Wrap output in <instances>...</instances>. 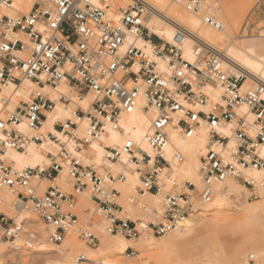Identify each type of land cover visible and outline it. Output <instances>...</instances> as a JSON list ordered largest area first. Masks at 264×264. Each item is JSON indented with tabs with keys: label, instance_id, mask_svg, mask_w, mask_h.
Masks as SVG:
<instances>
[{
	"label": "built area",
	"instance_id": "2783aa9c",
	"mask_svg": "<svg viewBox=\"0 0 264 264\" xmlns=\"http://www.w3.org/2000/svg\"><path fill=\"white\" fill-rule=\"evenodd\" d=\"M172 1L189 11H199L203 3V0ZM13 5L14 0H0V90L8 82L21 84L23 79L33 80L38 88L30 100H21L14 110L0 108V188L20 189L16 213L31 206L41 222L51 228L50 241L62 243L67 233L79 226V216L74 210L78 195L85 188L90 190L96 212L108 221V231L134 239L165 236L174 231L200 202H211L214 184L228 177L245 184L250 198L260 196L264 178H250L245 170L264 171L263 80L248 75L238 65L227 68L223 50L178 22H174L173 41L151 33L148 20L164 14L148 0H130L126 6L115 9L92 0H33L27 10ZM140 38L151 42L150 51L139 46ZM188 38L193 40L196 62L183 56L182 45ZM158 57L165 58L168 70L159 67ZM248 76L251 82L245 86ZM63 81L70 87L68 93L54 98L43 90L46 85L56 88ZM210 84L223 88L220 101L210 102L207 92ZM141 92L146 100L144 109L152 107L157 111L145 136L151 151L131 139L130 145L124 142L120 148L105 144V157L115 161L121 152L129 153L140 179L136 194L164 193L163 211L151 214L150 220L125 217L119 201L121 191L115 187L104 190L102 183L106 178L123 180L124 172L114 173L106 164L87 161L92 141L100 137L106 124L121 129V114L136 108ZM72 93L78 97L92 93L93 99L86 108L77 106V120L55 121L54 127L66 140L53 132L43 135L18 128L25 120L36 131L57 100L70 103ZM3 100V104L9 102ZM83 118L88 124L84 133H80ZM171 124L188 137L198 128H208L209 148L201 157L200 189L191 181L186 182L189 192L163 189L161 174L170 165L164 148ZM222 126H230L231 133L220 132ZM47 137L59 146L56 152L46 153L49 161L15 171L6 157L7 150H24L28 142H40ZM69 141L78 153L68 147ZM176 158L182 161L184 157L177 152ZM65 166L72 191L67 192L58 184L39 190L37 180H54ZM0 231V238L6 242L23 237L28 249L36 245L40 236L26 220L10 217L1 210ZM79 235L90 246L100 241L90 225L79 226ZM127 250L131 255L137 252L132 247Z\"/></svg>",
	"mask_w": 264,
	"mask_h": 264
},
{
	"label": "bare ground",
	"instance_id": "6f19581e",
	"mask_svg": "<svg viewBox=\"0 0 264 264\" xmlns=\"http://www.w3.org/2000/svg\"><path fill=\"white\" fill-rule=\"evenodd\" d=\"M92 1L97 5L107 4L112 9L118 6H126L130 2V0H122L120 2L124 4L121 3L122 5H120L115 0ZM148 1L164 14V17L152 16L148 20L147 26L151 33L157 34L166 41H173L176 32L174 22H178L209 43L223 50L226 54L225 65L227 68L234 69L236 68L235 65H238L248 75L251 74L264 81V54L260 50L261 39L264 37V33L260 35H241L237 32L231 34V29L235 31V26L238 24L239 19L235 12L223 6L221 0H216L218 9L208 0H203L199 11H189L183 5L172 0ZM32 2L33 0H14V5L21 10H27ZM237 5L243 7V4L240 2H237ZM10 13L15 14L13 11H10ZM138 44L147 51L151 50V42L148 40L140 38ZM217 44L220 45L217 46ZM182 52L185 58L196 62L197 54L191 38L185 40L182 45ZM157 60L161 69L168 70L164 57H158ZM248 77L245 86L251 82V77ZM37 88L38 86L31 79H23L21 84L14 82L6 83L2 86V90H0V108L6 107L9 110H14L21 100H30ZM43 90L51 93L55 98L60 93H68L70 87L63 81L56 88H51L49 85H46ZM207 92L210 96V102L211 100L216 102L221 100L223 88L220 85L215 86L210 84L207 86ZM3 99L9 100V102L3 104ZM92 99V93H88L84 97H78L72 93L70 103L57 100L55 108L46 113L47 118L43 120L42 126L36 131L30 129L25 120L18 125V128L23 132L32 131L33 133H41L43 135L51 131L62 140H66L64 134L54 128L55 121L69 118L77 120L75 116L76 107L74 105H82L86 108ZM145 105L146 100L141 92L136 108L131 113L123 112L121 114V129H114L110 124H106L100 137L92 141L88 151L90 158L87 160L95 165L106 164L114 173L124 172L125 178L123 180L106 178L103 183L109 184L111 189L115 187L121 191V197L124 199L127 209H124L123 213L129 214L127 218L133 220H150L151 214L157 213V210H163L164 193L162 191L149 192L146 195L140 196L150 199L155 204L152 206L146 202L147 200L145 201L143 199L137 203L139 207L144 208L150 214L145 218L140 208L135 207L133 204L135 198L139 197L136 194V187L140 184V179L133 168L131 155L127 152H121L117 160L108 161L105 157V144L120 148L126 139L131 137L141 148L151 151V147L145 139L146 135L142 137V142L138 143L137 138L131 132L125 133L121 125V120H123L124 125L138 128L141 132H145V130L148 132L153 118L157 115V111L152 107L145 110ZM243 109L245 108L243 107ZM87 124L88 120L86 118L80 121V133H84ZM21 125L24 127L21 128ZM109 126L112 127V132L117 134L116 140L113 139L112 132L108 131ZM219 131L226 134L231 133L230 126H222L219 128ZM167 132L168 140L165 144L164 155L169 160L170 165L161 174L163 189L189 192L191 189L186 185L187 181L193 182L197 189H200L203 185V179L200 173L201 157L209 148L208 128L205 126L198 128L192 136L188 137L181 132L179 127L171 124L167 128ZM0 135L2 136L1 132ZM232 144L233 140L230 142V145ZM68 147L75 153H78L72 142H68ZM58 148L57 142L47 137L40 142H28L24 150L9 148L6 152V157L13 164L14 170L18 171L26 166L36 167L37 165H44L49 161L46 153L54 150L56 152ZM177 152L183 154L184 158L182 161L176 158ZM261 152H264V145L261 148ZM13 157H22L23 159L17 161ZM67 171L69 170L65 166L60 175L54 180H39L40 191L45 190L49 186L48 182L55 181L60 176L66 177ZM245 172L250 178H264V175H257V173H264L261 170L248 168ZM69 177L67 179L70 182ZM112 184L116 186H112ZM111 189L104 188V190ZM19 191L20 189L18 188H0V210L5 213L10 210L13 212V209L15 210L16 208L15 200H17ZM214 191L212 201L209 203L200 202L190 217L174 231L170 232L171 234L167 238L147 236L134 239L110 233L108 231V221L99 215L95 216V220L91 221L94 210H92L93 208L91 206L90 190L89 188H85L78 195V207L81 220H79V226L86 223L93 230L97 231L99 234L97 235L101 237V242L99 241V245L96 248H92L83 242L79 235V226L70 230L62 243L57 244L50 241L49 232L51 228L41 222L32 207L28 206L18 213L20 214L19 217L14 211L16 214L13 217L18 220H26L35 230L39 231L40 236L38 237V241L32 249H28L24 247L23 237H18L14 242H6L0 238V264H136L134 263L136 260L140 261L146 259V257L149 259L146 261L143 260V264H151L152 260L154 262L156 260V264H251V262L249 263L251 257L255 261L254 264H264V248H252V250H248L247 252L240 251L226 263H223L220 259L219 255L222 252L212 246H206L205 252L200 258L193 255L190 247L187 255L183 253V248H187L186 237L194 232L201 234L204 228L209 231L218 228L222 232L230 228L233 231L242 229L245 238L249 239L248 228L252 227L254 222H257V213H264V189H260V196L253 199L250 198V190L245 184L238 182L232 177H228L225 181L214 184ZM237 212L240 213L241 217L236 221H230L229 223L220 220L222 219L221 217L229 213L235 214ZM215 216L220 218L215 219ZM250 234L254 236V231L250 230ZM236 238L237 244H239L241 239L237 236ZM227 239L230 240L231 238L228 237ZM129 247L138 250L135 257H130L131 255L127 252ZM24 249L27 252L30 250L32 255L26 257L28 254H24ZM21 252H23L22 254L24 256H19Z\"/></svg>",
	"mask_w": 264,
	"mask_h": 264
},
{
	"label": "rangeland",
	"instance_id": "374dc122",
	"mask_svg": "<svg viewBox=\"0 0 264 264\" xmlns=\"http://www.w3.org/2000/svg\"><path fill=\"white\" fill-rule=\"evenodd\" d=\"M116 2H119L120 5H122L121 3L123 2H120L122 0H115ZM209 2H211L213 5H215V7H217L218 9V4H217V1L216 0H208ZM223 6L231 9L233 12H235L237 14V17L239 19V22L238 24L235 26V31L231 29V34H235V32H237L238 34H241V35H260L262 33H264V19H259L256 17L255 15V12L257 10V0H221ZM237 2H240L241 4H243V7H239L237 5ZM124 4V3H123ZM220 44H217V46H219ZM51 96H53L51 93H49ZM74 107L77 108V106L74 105ZM55 151V150H54ZM67 176L64 177V176H60L57 180L55 181H50L48 182L49 186L50 185H56L58 184L63 190H66L67 192H70L72 191V181L70 180V182L68 181V176H69V171L66 172ZM70 179V177H69ZM41 181V180H40ZM40 181H36L37 183H40ZM102 186L105 188V189H111L110 185L109 184H105V183H102ZM112 186H116L115 184H112ZM40 190V188H39ZM42 191V190H41ZM90 193V192H89ZM122 195V193H121ZM121 195L119 196V201L121 202V204L123 206H125V203H124V199L121 197ZM90 201H91V206H92V210H94V213L93 215L91 216V221L95 220V216H98L99 214L96 212V209H95V204L92 200V197H91V194H90ZM147 200L146 202H148L150 205L154 206L155 204L150 200V199H146V198H142V197H136L135 198V201H134V205L135 207L137 208H140V211L142 212L143 216L148 217L150 214L142 207H139L137 205V203L141 200ZM79 200V198H78ZM16 201V200H15ZM137 205V206H136ZM126 209V206L125 208ZM127 210V209H126ZM2 211V210H1ZM16 210L13 209V212L10 210L7 213V215H10L11 217H13L16 213ZM78 216H79V220H80V210H79V207H78V201H77V204L75 205V210H74ZM163 210H157V213H161ZM4 212V211H2ZM123 213V212H122ZM37 215V214H36ZM123 215L125 217H127V213H123ZM38 217V216H37ZM241 217L240 213L237 212V213H229L228 215L226 216H223L221 217L222 219H220L221 221H227L230 223V221H236L238 220L239 218ZM39 218V217H38ZM215 219H218L220 217L218 216H215L214 217ZM145 220H148V219H145ZM81 221V220H80ZM262 223L263 224H257L256 227H255V230L257 232V236H258V239H259V242L261 244L264 245V218L262 219ZM81 225V224H80ZM82 227L84 228H87L89 227L86 223L85 224H82L81 225ZM33 227V226H32ZM91 227V226H90ZM34 228V227H33ZM92 229V227L90 228ZM93 230V229H92ZM95 231V230H93ZM97 233V231H95ZM0 234H1V231H0ZM98 234V233H97ZM171 233H169L168 235L166 236H160V237H163V238H167ZM99 235V234H98ZM118 235V234H117ZM100 237V236H99ZM193 239V238H192ZM208 239V237L206 235H202L199 237V240L201 242H206ZM84 242V241H83ZM100 242H101V237H100ZM85 243V242H84ZM99 245V242L96 246H90L92 248H96L97 246ZM26 248V247H25ZM32 249V248H31ZM135 249V248H134ZM136 250V249H135ZM29 252H27V250L24 249L23 252H25L24 254L27 255L26 257H30L32 254L30 253V250H28ZM23 252H21L19 254V256H24V254H22ZM128 253H130V250H127ZM30 253V254H29ZM138 253V250L137 252L135 253V255ZM22 254V255H21ZM131 255V254H130ZM135 255H131L130 257H135ZM39 259H41V257H39ZM149 258L146 257V259H143V260H148ZM143 260H136L134 263L136 264H141L143 262ZM155 260V259H154ZM144 261V262H145ZM138 262V263H137ZM251 262V264H254V259H249V263ZM156 260L155 262L152 260L151 261V264H156ZM90 264H95V263H90ZM143 264V263H142ZM146 264V263H144Z\"/></svg>",
	"mask_w": 264,
	"mask_h": 264
},
{
	"label": "crops",
	"instance_id": "0c3cea01",
	"mask_svg": "<svg viewBox=\"0 0 264 264\" xmlns=\"http://www.w3.org/2000/svg\"><path fill=\"white\" fill-rule=\"evenodd\" d=\"M255 15L259 19H264V0H259ZM263 41H264V37L261 39V44H260V50L264 54ZM256 218H257L256 219L257 222H254L252 227L248 228V232L250 236L249 239L245 238V234L242 229L233 231L230 228L222 232L218 228H216V230L211 229V231L206 230L204 228V231L201 234L199 232H194L190 236L186 237V244H187L186 247L188 248V250H186L187 248H183L184 249L183 253L187 255V253H189L190 251L189 250L190 247L193 255H195L197 258H200L204 254L206 246L208 247L212 246L222 252L221 255H219L220 259L223 261V263H226L229 262V259H232L240 251L247 252L248 250H252V248L253 249L264 248V245L259 242L257 232L255 230L257 224H263L262 219L264 218V213L262 212L257 213ZM250 230L254 231V236L250 234ZM202 235H206L208 237L206 242H201L199 240V237ZM236 236L239 239H241L239 244H237ZM228 237H230L231 239L228 240L227 239Z\"/></svg>",
	"mask_w": 264,
	"mask_h": 264
},
{
	"label": "snow or ice",
	"instance_id": "6c2138e0",
	"mask_svg": "<svg viewBox=\"0 0 264 264\" xmlns=\"http://www.w3.org/2000/svg\"><path fill=\"white\" fill-rule=\"evenodd\" d=\"M13 7H15V5H13ZM129 111L131 112L132 109H129ZM262 116H264V114H262ZM121 125L123 126L125 133L131 132L133 134V136H135L137 138L138 143L142 142V137L147 134V130H145V132H141L138 128H134V127L124 125L123 120H121ZM23 127L24 126L21 125V128H23ZM108 131L112 132L111 126L108 127ZM112 136H113L114 140L117 139V134L115 132H112ZM101 139H103V137H101ZM125 142H126V144L130 145L131 144V137H129ZM93 147H95V145H93ZM261 155L264 156V152H261ZM13 159H16L17 161H21L23 158L22 157H13ZM257 175H264V173H257Z\"/></svg>",
	"mask_w": 264,
	"mask_h": 264
}]
</instances>
